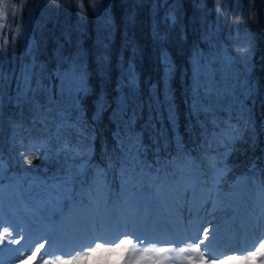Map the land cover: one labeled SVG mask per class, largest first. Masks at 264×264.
<instances>
[{
	"label": "snow or ice",
	"instance_id": "snow-or-ice-1",
	"mask_svg": "<svg viewBox=\"0 0 264 264\" xmlns=\"http://www.w3.org/2000/svg\"><path fill=\"white\" fill-rule=\"evenodd\" d=\"M47 2L60 6V0ZM26 3L20 0L21 24L15 30L7 7L0 8V125L9 109L27 112L31 117L27 127L24 120H7L16 153L11 159L17 165H32L33 159L40 158L63 159L64 165L58 174L43 181L11 176L3 158L5 145L0 141V208L4 209L0 212V264H37L41 257L40 264H264V169L253 162L249 174L227 184L232 171L229 157L238 151V144L252 143L256 135L253 111L259 87L250 74L255 50L251 31L244 28L246 36L238 58L219 44L207 53L197 49L193 55L187 103L189 135L195 134L198 146L195 153L181 147L182 138L175 139L176 150L166 155L150 154L144 143L145 132L150 140L163 135L157 122L163 124L166 118L173 129L179 122L167 86L174 64L162 52L163 98L159 85H154L145 104L134 62L128 63L117 82L112 111L114 146L104 152L100 163H94V129L82 108L83 97L91 91L85 54L61 55L55 71L42 64L38 43L27 40L22 22ZM76 3L82 18L86 17L84 0ZM90 3L95 7L100 0ZM234 4L231 23L239 40L246 20L235 15L242 7L240 0ZM250 5L254 7L255 0H250ZM176 7L166 14L165 23L178 22ZM11 15L14 20L15 12ZM223 15L217 7V22ZM127 23H135L131 12ZM113 27L110 15L101 16L97 66L102 80L111 69ZM8 33L13 48L19 39L25 40V59L18 74L4 71ZM156 36L161 38L158 30ZM13 83L14 95L10 91ZM108 107L106 95H101L97 113ZM145 107L148 119L137 129ZM208 203L210 210L205 207ZM217 213L231 215L221 224ZM237 221L253 238L231 254L218 256L214 243L221 239L222 229L234 231ZM73 232L84 237L79 247L66 242ZM35 237H40L39 243Z\"/></svg>",
	"mask_w": 264,
	"mask_h": 264
},
{
	"label": "trees",
	"instance_id": "trees-1",
	"mask_svg": "<svg viewBox=\"0 0 264 264\" xmlns=\"http://www.w3.org/2000/svg\"><path fill=\"white\" fill-rule=\"evenodd\" d=\"M15 5L19 0H13ZM223 2L228 5L220 6ZM241 9L235 15H242L246 24L240 30V39L247 28L253 34L254 52L252 55V68L250 74L253 81L259 87V96L255 103L253 119L256 126V135L252 143L238 144V151L229 157V166L232 171L228 174L227 184H231L238 176L248 173V169L255 162V166L264 169V148L262 142V121L264 115V0H255V6L250 5V0H240ZM167 5V7H166ZM173 6L179 13V20L175 25L165 23V16ZM220 7L223 17L217 22L216 8ZM234 0H102L93 7L90 0H84V8L87 16L82 18L76 0H60V6L48 4L47 0H27L22 12V22L27 32V40L38 43L39 61L50 70L55 71L58 67L56 62L61 57L75 56L82 52L86 57V66L90 75L91 91L82 99L83 114L89 122L93 133V162L100 163L104 158L105 151H111L114 146L113 134L116 124L112 119V111L115 109L117 96V82L122 72L127 70V65L134 62L137 76L140 79V87L145 104L148 101L150 89L159 85L161 98H163L164 68L161 63L162 52H166L174 64V74L168 82L174 99V107L178 114L179 122L176 128L168 123L157 122L156 128L163 135L150 140L148 132L144 133V143L149 146L151 153L166 155L176 150L175 139L183 140L181 147L195 153L198 146L194 141L195 134L191 136V125L188 121L189 108L187 101L192 84V59L197 49L204 51L213 50L216 38L222 37L221 30L226 32L230 29L236 38V29L231 23L233 17ZM103 8V10H101ZM8 20L12 23L13 30L21 24V14L15 19L11 15L13 9L10 7ZM135 17L134 25L127 23L128 15ZM110 15L114 22L112 35L110 37L111 69L105 79H101L103 73L98 72V31L97 25L101 20L100 14ZM2 22V21H0ZM214 25L216 27H214ZM217 27L219 31H217ZM161 38L157 39L156 32ZM7 32V29H4ZM102 34V33H101ZM9 53L4 64V71L17 74L21 64L24 63L25 40L19 39L13 48L12 34L7 35ZM229 52L239 55L227 46ZM23 60V61H22ZM14 95V83L10 89ZM101 95H106L110 105L102 113H97V101ZM9 116L5 123L0 125V141L5 145L3 158L9 163V175L23 179L29 177L32 180H47L54 174H58L64 165L61 160H46L43 158L33 159L32 165H17L16 160L11 159L16 155L11 147L12 129L7 120L15 118L24 120L26 127L31 117L27 112L21 113L17 109H9ZM147 107L144 109V119L137 122V129L148 119ZM166 115V113H165ZM39 132V126H37ZM34 132L33 135H36ZM155 135V134H153ZM154 158V157H153ZM22 168H31L30 172H22ZM259 174V173H258ZM118 182V181H117ZM3 181L0 180V184ZM225 191L227 186H225ZM4 211L0 208V212ZM113 260L118 257L113 256ZM40 264V262H37Z\"/></svg>",
	"mask_w": 264,
	"mask_h": 264
},
{
	"label": "rangeland",
	"instance_id": "rangeland-1",
	"mask_svg": "<svg viewBox=\"0 0 264 264\" xmlns=\"http://www.w3.org/2000/svg\"><path fill=\"white\" fill-rule=\"evenodd\" d=\"M100 1H102V0H100ZM226 1H229V0H226ZM226 5H228V3L223 2L220 6L224 7ZM4 7H7L8 10H10V7H12L13 11L16 12L19 9V7H20V0H19V3L17 5H15V2L13 0H12V2H9V3H6L5 0H0V8H4ZM101 10H103V8ZM20 14L21 13L19 11V12H17L16 16H20ZM100 16H102V15L100 14ZM97 31H98V36H100L101 33H102L101 32V20H99V22H98ZM221 33H222V37L220 38V40H218V38L214 37L216 39V45H218V44L219 45H226V46L229 45V46H231V49H233L239 55V51H240L241 47L243 46L244 38H245L246 35L245 34L242 35V40L240 42L239 40H237L233 36V34L231 33L230 29H228L226 32H224V30H221ZM56 62H57V64H59V60L57 59V56H56ZM261 121H262V129L261 130H262V137H263L262 138L263 139L262 142H263L264 141V115L261 118ZM263 144H264V142H263ZM263 158H264V156H263ZM238 178H240V176H238L236 179H238ZM205 207L208 210H210L211 204L208 203V204L205 205ZM218 214L219 213H217L216 216ZM182 216H183L185 222H187V219H188L187 211H184L182 213ZM207 218L209 220L213 219L211 216H208ZM240 230L238 229L237 232L240 231ZM242 231H243V234H244V242H243V247H244V246H246L247 242L249 240H251L253 237L250 234L245 233V231L243 229H242ZM225 232L226 233H224V235L227 234L228 231H225ZM34 239H35L36 243L40 242V237H35ZM65 239H66V242L72 247H79L80 243L85 242L84 237L80 236V235H77L75 232H73L71 234H68ZM222 239H223V237L221 238V240H219V241L214 243L213 247H214L215 251L217 252L218 256L220 254H223V253L231 254L234 249L231 248V246L230 247L224 246L225 245L224 243H225L226 239L223 240V241H222ZM22 243H23V241H22ZM12 247H19V245H12ZM46 248H47V245H46ZM42 259H43V257L40 258V260H42ZM40 260H38L37 262H40ZM12 264H15V262H12Z\"/></svg>",
	"mask_w": 264,
	"mask_h": 264
},
{
	"label": "bare ground",
	"instance_id": "bare-ground-1",
	"mask_svg": "<svg viewBox=\"0 0 264 264\" xmlns=\"http://www.w3.org/2000/svg\"><path fill=\"white\" fill-rule=\"evenodd\" d=\"M264 142V141H263ZM231 214L230 213H228L226 216H225V214H221V213H219L217 216H216V219L217 220H219L220 222H221V224H223V219H226V218H228V216H230ZM223 217V218H222ZM242 230V229H241ZM224 233H225V231L222 229V237H223V239L227 236V235H231L232 233H233V231L231 230V232H229L228 234H225L224 235ZM224 235V236H223ZM243 234L242 233H240L235 239H232L233 241H235V246H236V249H239V248H241V247H243V242H244V239H243V236H242ZM221 237V238H222ZM227 238V237H226ZM223 239H222V241H223ZM219 240H221V239H219ZM218 240V241H219Z\"/></svg>",
	"mask_w": 264,
	"mask_h": 264
}]
</instances>
